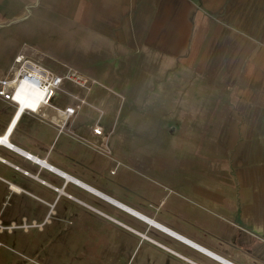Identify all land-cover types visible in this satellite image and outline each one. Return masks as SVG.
I'll list each match as a JSON object with an SVG mask.
<instances>
[{"label": "crops", "instance_id": "obj_1", "mask_svg": "<svg viewBox=\"0 0 264 264\" xmlns=\"http://www.w3.org/2000/svg\"><path fill=\"white\" fill-rule=\"evenodd\" d=\"M17 54L89 87L53 99L86 100L62 131L50 108L10 124L0 96V137L25 152L0 143V264L45 248L28 240L36 226L14 242V220L41 232L88 209L151 241V264H226L121 204L232 264H264V0H0L1 78Z\"/></svg>", "mask_w": 264, "mask_h": 264}, {"label": "rangeland", "instance_id": "obj_2", "mask_svg": "<svg viewBox=\"0 0 264 264\" xmlns=\"http://www.w3.org/2000/svg\"><path fill=\"white\" fill-rule=\"evenodd\" d=\"M64 92L60 97L61 100L67 97ZM36 115L43 118L39 114ZM46 119L50 121V118ZM22 172L23 175L29 176L26 171ZM86 213L91 215L88 219L83 215H78L77 218L67 216L56 218L58 229L45 221L43 231L37 230L38 227L34 232L29 230L31 235H28V240L44 242L43 250H13V252L25 258L23 264H151V257L143 249L144 243H152L151 241L109 218H101L103 222L96 221L95 217L99 214L94 210L88 209ZM50 221H53V214ZM32 222L27 220L28 224ZM14 223L17 226L21 225L23 219L14 220L10 225ZM47 226L48 229L45 230ZM11 231L15 233L14 242L27 241L23 228H12ZM40 258H44V261Z\"/></svg>", "mask_w": 264, "mask_h": 264}, {"label": "built area", "instance_id": "obj_3", "mask_svg": "<svg viewBox=\"0 0 264 264\" xmlns=\"http://www.w3.org/2000/svg\"><path fill=\"white\" fill-rule=\"evenodd\" d=\"M11 75L0 77V96L17 108L10 124L19 109L22 113L29 112L47 116V109H52V122L62 131L74 115L86 104L82 96H75V102L64 106L54 103L53 99L63 91L65 82L81 89H88L89 79L82 73L68 69L50 71L38 61H32L23 54H17L10 66ZM99 125L92 127V132L102 135ZM29 157L30 154H28Z\"/></svg>", "mask_w": 264, "mask_h": 264}, {"label": "water", "instance_id": "obj_4", "mask_svg": "<svg viewBox=\"0 0 264 264\" xmlns=\"http://www.w3.org/2000/svg\"><path fill=\"white\" fill-rule=\"evenodd\" d=\"M13 147H14V149H16V150H18V151H20V152H22V153H25V152L22 151L21 149L15 147V146H13ZM37 160H38V159H37ZM38 161H40V163H42V164H44V165H49L44 159H43V160H38ZM50 167H52V166H50ZM82 185H84V184L82 183ZM84 186H85L86 188H88V189H90V190L96 192V193L99 194L100 196H102V197L104 196V198H106V199H111L110 197L104 195V193L102 194V193H100V192H98V191H96V190H94V189L88 187L87 185H84ZM121 205H122L123 207H125L126 209H128V210L134 212L136 215H138V216L141 217L142 219L148 221V223H152V224H154V225H156V226H158V227L164 229L165 231L171 233L172 235H175V236H177L178 238H181V239H183V240H186V242H188V243L194 245L195 247H197V248L203 250L204 252L208 253V255H211V256H213V257H215V258H217V259L223 261V262L226 263V264H232V263H230V262H228V261H226V260H224V259H222V258H220V257H218V256H216V255H214L213 253H211V252H209V251H207V250H205V249L199 247L198 245H196V244L190 242L189 240H187V239L181 237L180 235L178 236V234L174 233L173 231H171V230H169V229H167V228H165V227L159 225L158 223L152 221L151 219L146 218L145 216H143V215H141V214L135 212L134 210L130 209L129 207H126V206H124L123 204H121Z\"/></svg>", "mask_w": 264, "mask_h": 264}, {"label": "bare ground", "instance_id": "obj_5", "mask_svg": "<svg viewBox=\"0 0 264 264\" xmlns=\"http://www.w3.org/2000/svg\"><path fill=\"white\" fill-rule=\"evenodd\" d=\"M22 109H19V111H18V113L17 114H20V116L22 115V111H21ZM15 111H17V108H15ZM19 116V117H20ZM0 143H3V145H5V146H7V147H9V148H13V146L11 145V143L7 140V138L6 137H0ZM31 156V155H30ZM26 157H29V155L27 154L26 155ZM29 158H32V157H29ZM35 161H37V162H39L38 160H36V159H34ZM55 170V169H54ZM58 172V171H57ZM25 173H27V172H25ZM63 173V172H62ZM63 176L65 177V178H68L66 175H64L63 174ZM69 179V178H68ZM70 179H72V178H70ZM108 200H110L111 201V199H108ZM115 203V202H114ZM117 204V203H116ZM30 225H33V226H36V227H41L42 226V224H38V223H36L35 221L34 222H32V224H28V223H26V221L24 220L23 221V223L21 224V225H16L15 223L14 224H11V225H9V226H7V229L8 230H11L12 228H15V227H21V228H23L24 230H26ZM0 228L1 229H3V228H5V227H3V226H1V224H0Z\"/></svg>", "mask_w": 264, "mask_h": 264}]
</instances>
